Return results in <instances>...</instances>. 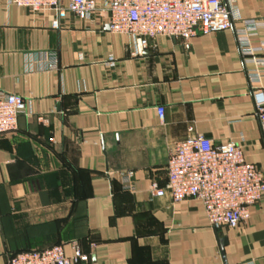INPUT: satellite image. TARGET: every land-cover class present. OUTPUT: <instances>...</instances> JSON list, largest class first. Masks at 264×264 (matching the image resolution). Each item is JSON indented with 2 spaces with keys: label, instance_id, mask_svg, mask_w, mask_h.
Returning a JSON list of instances; mask_svg holds the SVG:
<instances>
[{
  "label": "crops",
  "instance_id": "0c3cea01",
  "mask_svg": "<svg viewBox=\"0 0 264 264\" xmlns=\"http://www.w3.org/2000/svg\"><path fill=\"white\" fill-rule=\"evenodd\" d=\"M224 2L232 17L264 21V0ZM52 18L0 0V95L22 97L30 112L0 136V264L55 244L68 256L71 241L88 255L84 264H264V196L246 221L213 229L199 201L147 193L152 178L164 185L174 144L197 134L240 145L264 175L251 96H264V27L248 40L259 51L241 56L237 21L141 48L111 33L102 13L79 20L65 12L57 30ZM121 170L133 172L131 190Z\"/></svg>",
  "mask_w": 264,
  "mask_h": 264
},
{
  "label": "built area",
  "instance_id": "2783aa9c",
  "mask_svg": "<svg viewBox=\"0 0 264 264\" xmlns=\"http://www.w3.org/2000/svg\"><path fill=\"white\" fill-rule=\"evenodd\" d=\"M5 1L30 13L52 12L51 30L58 29L59 19L65 12L79 20L102 13L111 33L125 35L141 48L157 36L187 42L197 34L228 30L237 21L241 23V28L235 31L238 51L241 56H249L259 51L249 46V37L264 27V21L232 17L224 0H66L65 5L59 0ZM44 62L46 68L53 69L55 54L45 53ZM106 63L112 65V57H108ZM247 76L253 81L257 75L250 72ZM251 96L254 116L264 140V96L259 89H252ZM19 115H30L26 100L15 94H1L0 136L16 130ZM156 115L162 121L163 110L157 108ZM116 176L122 189L131 190L132 171H117ZM164 179L161 187L155 179L149 180L148 196L167 195L172 202L199 201L206 222L213 229L235 227L246 221L249 207L264 196V175L255 165L245 162L240 145L231 142L215 145L200 134L174 144L167 155ZM68 246V256L61 244H55L10 254L5 264H84L88 261V255L82 253L76 241L69 242Z\"/></svg>",
  "mask_w": 264,
  "mask_h": 264
},
{
  "label": "water",
  "instance_id": "95a60500",
  "mask_svg": "<svg viewBox=\"0 0 264 264\" xmlns=\"http://www.w3.org/2000/svg\"><path fill=\"white\" fill-rule=\"evenodd\" d=\"M218 243H219V247H221L224 244V239L223 238H220L218 240Z\"/></svg>",
  "mask_w": 264,
  "mask_h": 264
},
{
  "label": "trees",
  "instance_id": "16d2710c",
  "mask_svg": "<svg viewBox=\"0 0 264 264\" xmlns=\"http://www.w3.org/2000/svg\"><path fill=\"white\" fill-rule=\"evenodd\" d=\"M13 254V253H12Z\"/></svg>",
  "mask_w": 264,
  "mask_h": 264
}]
</instances>
